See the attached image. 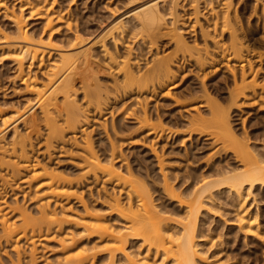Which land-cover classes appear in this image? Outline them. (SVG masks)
I'll use <instances>...</instances> for the list:
<instances>
[{
  "label": "bare ground",
  "instance_id": "1",
  "mask_svg": "<svg viewBox=\"0 0 264 264\" xmlns=\"http://www.w3.org/2000/svg\"><path fill=\"white\" fill-rule=\"evenodd\" d=\"M202 1L212 3L214 0H149L129 9L92 45L75 51L59 47L53 34L54 18L50 12L52 11L50 6L46 3L47 0H38L34 5L30 3L29 6L24 7H29L30 14L38 15L37 18H47L46 28L41 34L30 32L27 28L24 22L26 20H24L26 16L24 8L20 7L19 10L14 9L11 12L10 17L15 26L10 29V32L0 29L2 38H4L0 50L4 51L6 57L9 56L16 61L19 76L23 77L26 62L30 61L32 64L33 61L42 60L43 64L46 56L55 57L47 67L46 78L42 79L37 75L23 77L26 89L31 93L32 98L18 103L15 107H10L11 109L0 104V169L5 172V174H0L2 188L8 185V179L28 171L31 167L35 168L32 178H42L43 185L46 186V191L41 195L46 198L42 199L38 205L36 204V211L30 210L29 207L18 202L16 205L13 203L11 205L7 203L6 199L0 201V212L5 213H0L4 214L1 221L0 243L3 241L14 243V240L15 244L13 245L17 251H20L19 240L27 239L32 244L30 263L28 264H37L36 243L47 238L46 235L52 231H60L59 234H61L65 225L69 223L81 227L83 235L85 234L87 238L97 236L99 239L97 241L103 243L102 249L107 252V256L102 260L104 255H100L102 257L99 258V250L94 251L92 247L88 246L81 247L79 242L81 237L77 238L74 230H65L66 232L64 231L60 237L64 255L57 264H96L99 259L102 260L100 264H116L118 261L120 264H162L161 262L164 261L167 264H222L218 255L216 253L214 255L210 247H204L203 242L207 241L209 234L207 231L210 230V228L209 230L205 228V216H212L217 211L218 204L224 194L227 195L226 199H229L234 208H239L235 219L240 232L244 234L245 238L253 236L262 244L264 243V229L260 226L259 213L258 211L257 213L251 212L246 203L256 190L258 192L264 190V138L263 143L260 144L261 148L253 146L249 141L251 138L248 135L242 136L236 125L233 124V118L231 119L235 110L242 111L247 104L261 105L259 109L264 110V94L258 92L256 80L257 75L259 76L258 73L263 68L257 69L253 65V61L259 60L260 63L264 59V52L261 51L262 49L253 48V45L248 43L250 40H245L251 32L245 29L242 24V18L236 11V6H233V0L224 2L225 10L222 9V14L214 9L218 14L215 13L212 22L208 21L206 26L201 25L202 22L199 20ZM43 2L45 4L40 6ZM182 2H190L194 6L196 18L194 22L192 21L194 24H190L195 26L201 23L199 24L201 25L200 30L205 41L203 45H198V43L189 45V40L187 41V37H184L180 31L184 30L182 25L185 24L183 19L177 15ZM169 19L171 24L168 22ZM70 29L72 30L71 26ZM11 33H15L16 36L12 37ZM226 33L229 34L228 40L222 41L218 38V36L220 38L225 36ZM130 34H135L134 38L139 34L149 47L158 43L159 37L170 35L176 43L177 52L152 55L150 60L147 59L146 66L142 68L139 65V56L133 57L131 48L125 53H119L108 45L109 41H114L115 45L116 41ZM84 37L85 34L77 29L74 32L73 40L75 44H80L85 40ZM209 40L212 42V45L210 44L212 47L209 45ZM96 47L101 48L104 57L108 60V65L110 64L109 66L112 68L115 67L120 73V77L113 79V86L114 91L123 96L133 95L136 92L138 94L147 92L150 95L151 92L155 93V90L163 87L164 84L167 85L177 71L175 67L180 69L182 63H179L181 59L178 61L180 52L182 60H185L189 55L190 60L193 59V63L200 69L206 68L205 65L209 66L207 64H216L220 58L231 63L234 62L232 68L231 65H228L235 81L234 88L229 91V99L227 98L228 107H224L223 102H218L222 99L213 98L205 87L204 94L199 97L200 101L205 103L201 102L200 105L209 106L211 116L206 118L198 111V115L189 120L191 131L188 130L191 135L193 131L211 135L214 143L220 142L219 147L215 144L219 151L224 150L226 153L231 151L234 154L235 163L230 164L232 161L228 160H226L228 163L225 162V164L222 161H213L214 163L211 164L207 162V168L203 166L204 169L198 165L202 170L195 167L196 170L193 168L194 171L192 170L191 174L187 172V175H183L184 179L181 180L184 182L181 184L185 185L180 192H176L168 175L163 174L164 193H168L172 200V203L169 201L168 204L173 205L175 203L173 201H176L175 207H170L174 209L172 210L166 206L167 203L166 205L155 203L151 189L145 180L138 178L137 169L133 168L130 162L124 161L125 164L122 162L119 166L116 164L121 158L117 153L119 145L114 143L113 138L111 141V137H109V152L107 153L108 150L105 147L103 156L97 149L99 146L96 147L91 134L88 133L83 142L78 141L77 143L78 149H81L79 151L84 165L81 170L82 174L79 175L80 178L92 174V177L94 176L97 181L102 175L103 180L107 182L112 181L113 183L115 180L116 186L121 185V189L118 187L119 193L112 189L113 192L109 191L103 195L104 197H101L104 198L107 213H102L100 210L99 212L98 209L89 206L84 202L83 196H78L83 202L82 211L74 210L73 207L65 209L61 202L58 204L54 201L55 197L70 198L72 195H76L79 189L76 191L74 186L79 187L80 179L76 178L77 182H75L76 179L73 180L64 173L58 172L50 165L41 164L40 161L35 162V157L30 156L31 136L33 133L37 135L45 127L47 131L46 144L49 149L55 143L65 140L67 133L82 132L86 129L85 125L89 122L90 115L76 97L78 83H81L85 90L87 109L94 107V110H99L100 114L102 106L111 98V91L104 87L105 84L102 85L99 82L96 75L89 73L91 67L98 64ZM176 62L180 66L175 65ZM236 62L239 63L238 66L235 65ZM77 74L80 76L79 82ZM207 74L209 72L203 74L204 77ZM251 74L253 79L249 81L248 78ZM243 98L249 99V103L245 104V101H241ZM140 104H142L141 101ZM146 106H144L142 115H136L137 110L134 109L139 129L149 128L148 134L160 135L166 130L162 125H158L163 122L160 120L162 123L157 124L153 114L148 113ZM113 122L111 130L118 135L119 130H122V124L116 125ZM123 128H125L124 125ZM188 134L190 135V133ZM153 138L152 140L155 139ZM154 146L152 151L156 149ZM155 152L161 165L159 166L162 169L160 172H162L165 159L163 160L161 155L157 151ZM123 192L126 193V196L123 195ZM176 210L181 211V217L174 223L172 222L173 217L169 213L173 212L174 214ZM116 219L124 220L123 227L114 226ZM132 240H137V250H132L134 246ZM215 245L217 243L213 241L211 246ZM159 258H162L160 262ZM14 264L24 263L19 257Z\"/></svg>",
  "mask_w": 264,
  "mask_h": 264
},
{
  "label": "rangeland",
  "instance_id": "2",
  "mask_svg": "<svg viewBox=\"0 0 264 264\" xmlns=\"http://www.w3.org/2000/svg\"><path fill=\"white\" fill-rule=\"evenodd\" d=\"M37 1L38 0H0V29L5 32H10V29L15 26L14 22L11 20L12 18L10 17L11 12L14 9L19 10L20 7L24 8L29 6L30 3L34 5L37 3ZM47 1L48 2L46 3L52 10L50 12L54 18L53 34L55 39L58 41L59 47L68 51H75L92 45L107 28H109L129 9L149 0ZM225 1L227 0H214L212 3H204V1H202L200 4L201 12L199 14V20L202 22V24H199L206 26L207 22L209 21L210 23V21L214 18L215 13L218 12L222 14V9L225 10ZM232 3L234 7L236 6L237 10L236 8L234 9L239 12L237 13L242 18V24L244 25L245 29H248L249 32H251V34L247 36L245 40H250L248 43L252 44L253 48L259 50L262 49L261 51L264 52V35L262 36V33L264 34V0H233ZM43 4L45 3H41L40 6H43ZM214 9H217V12H215ZM28 10L29 7L24 8V15H26L24 17V20L26 19L24 22L27 25V28L30 30V32L41 34L46 28L47 18H37L38 15H32L30 14V10ZM177 15L179 18L183 19L185 23L183 24L185 25L184 27L182 25L184 30L181 29L180 31L184 34V37H187V41L189 40V45H195L197 43L198 45H203L205 41L200 30L201 25L196 24V27L191 25L196 18L194 16V6L190 2H182L179 6ZM168 22L171 24L170 19ZM69 24H71L70 26L72 30L70 29ZM77 29H80L85 34V40L80 44H75V41L73 40L74 32ZM10 35L12 37L16 36L15 33H11ZM133 35L135 34L125 35L123 39L116 41V46L113 43L114 41H109L108 45L113 47V50L115 49L114 51L117 50L119 53H125L127 50H129V48H131L133 51V57H136V55L139 56V65L142 68L146 66V63L148 62L147 59L150 60L152 55L157 53L164 55L167 53H173L175 51L177 52L176 43L170 35H163L162 37H159L158 43H156L153 47H149L146 42H143L139 34L136 38H134ZM223 37L224 39H222ZM223 37L220 38L218 36V38L222 41H226L229 39V34L226 33L225 36L223 35ZM3 41L4 38H2V34L0 32V46ZM210 42L211 40H209V45H212V42ZM96 48L98 53V64L92 66L89 73L91 75H96L99 79V82L102 85L105 84L106 86L104 87L106 89H110L111 91V98L106 104L102 106L100 114L98 112L99 110H94V107L87 109V97L85 96V90L82 87V84L78 83L76 97L79 100V103L84 108H86L87 113L90 115L89 122L85 125L86 129L82 132L77 131L76 133H67L65 140L60 141V143H55L54 145L50 146L49 149L46 144L47 131L45 127L41 129L40 133L35 131L37 135L33 133L31 136L32 145L29 147L30 156L35 157V162L40 161L41 164H48L54 169L58 170V172L64 173L66 176L73 178V180L76 178L80 179V182L82 183L81 184L79 182V187L74 186L76 191L79 189L76 195H72L70 198L66 196L55 197L54 201H56L58 204L61 202L65 209L73 207L74 210L82 211L83 202L78 196H83L84 202L88 203L89 206L93 207L94 209H98V211L100 210L102 213H107L108 210L104 203V198L101 197H104L103 195L107 194L109 191L113 192L112 189L119 193L121 185L118 184L120 186H116L115 180H113V183L112 181L107 182L103 180L104 178L102 175H99L100 179L95 181L96 178L94 179L92 174L88 175V178H80L82 174L81 170L83 169L84 165L82 163L83 160H81V149H78L79 147L77 146V143L78 141L83 142L84 137L88 133L91 134L96 147L99 146L97 149H99V153L102 155L104 154L103 152L105 147H107V153L109 152V137H111V141L113 138L115 141L114 143H117V146L119 145V149L117 148V153L120 155L119 158L122 159H119L116 164L119 166L120 163L122 164V162L123 164H125V162H130L133 168L135 167V169H137L136 175L138 178L141 180L143 179V181L145 180L147 186H149L151 189L155 203L164 205L167 203L166 206H169L168 208L172 210L174 209L170 207L176 205V201H173L175 202L173 205L168 204L172 200L168 193H164L163 185L165 180L163 174L166 173L168 175V178H170L169 181L170 183L172 182L171 184H173L175 187L176 192H180V190H182L183 186L185 185L181 184L184 182L182 181L184 179L183 175H187V172L191 174L190 172H192L193 168L195 169V167H199V170L203 166L207 168L206 163L210 162L211 164L214 163L213 161H222L223 164H225V162H227L226 160H228L229 162L232 161L230 164L235 163L236 160L234 159V154L231 153V151L227 153L224 150L219 151L217 146L220 144V142L218 144L214 143L213 138L210 137L211 135L205 133H203V135L199 134L201 132L195 131H193L191 135V124L189 123V120L197 116L199 112L204 114L206 118L211 116L209 110L210 107L206 104H203L204 107L203 105H200L202 101H200L199 97L200 95L204 94L205 87H207L213 98L218 97V100L222 99L217 101L223 102V106L228 107V99L230 96L229 91L235 86V81L233 80L232 73H230L231 71H229L230 69H228V65H231L232 68V65L234 66V62L231 63L220 58L219 61L217 60L218 62H216V64H207L209 66L205 65V70L203 68L202 70L199 68V66L193 63V59L190 60L189 55H187L185 60H182V53L180 52L178 61L181 59L179 63H182L181 66L177 64L178 62L175 63V65L180 66V69L179 67H175L177 71L175 70L176 72L174 77L169 81L170 84L168 82L167 85L164 84L163 87H157L158 89L155 90L156 92H151L150 95H148L147 92H144V94L140 93V96V94L136 92L134 93L135 95L127 94L123 96L122 94L118 95L114 91L113 86L115 78L120 77V73L117 72L115 67L112 68L109 66L110 64L108 65V60L104 57L101 48ZM0 55V104H2L3 107L5 106V108L7 107L8 109H11L12 107L17 106L18 103L25 102L28 98L33 97L26 89V82H24L25 80H23V77L25 75L26 77L37 75L39 78H46L45 76L47 75V67L51 63V60L55 57L49 58L46 56L43 60V64L41 62L42 60L33 61L32 64L30 61L26 62L24 75L23 77H20L18 64L16 61H14L11 57L9 58V56L6 57L3 50H0ZM217 59H219V57H217ZM253 62L255 68H263L260 71L261 73H258L259 76L257 75L256 80L258 83V92L264 94V59L260 63L259 60H257V62ZM235 65L238 66L239 63L236 62ZM207 72H209V74L205 75L204 77L203 74H206ZM76 77L77 81L79 82V74H77ZM252 77L253 75L251 74V76L248 78L249 81L253 79ZM91 78L90 80L92 81ZM201 99L203 98L201 97ZM248 100L249 99L243 98L241 101H245V104H247L249 103ZM140 101L142 104H140ZM142 105H147L146 107L149 111L148 113L153 114L157 124L163 122L162 124H158L162 125L164 129H166L164 132H161L163 134L160 133V135H150L148 134L149 128L142 130L139 129L135 111L137 110L136 115H142L145 108L144 106L142 107ZM260 107L261 105L253 106L247 104L243 107L242 111L235 110L236 112L231 115V119H234H232L233 124L236 125L239 133L245 137L248 135V137L251 138L249 140L251 141L250 143L253 146L256 145V147L259 148H261L260 144L263 143L264 138V110L259 109ZM134 109L136 110L134 111ZM235 114H239L240 116H236ZM244 119H246V121H244ZM113 121L116 125L122 124V130H119L120 133H118V135H120L119 137L114 133L113 130H111V124ZM123 125L125 128H123ZM161 127L159 128L161 129ZM188 129H190V131ZM188 133H190V135ZM9 135L11 136V134ZM189 136L191 137L189 138ZM152 138L154 140H152ZM153 146L156 148L153 149L154 151H152ZM155 151L161 155L163 160L165 159L162 172H160L162 169L159 167L161 165L158 162L159 159L158 156H156ZM121 154H123L125 158L121 156ZM198 165H200L201 168ZM204 167L202 169H204ZM34 170L35 168L31 167L28 171L18 176L16 175V177L14 176L10 179L7 177L9 183L5 188H2L0 180V201L6 199L7 203H10L11 205L12 203L16 205V202H18L19 204H24L23 206L29 207L30 210L32 209L33 211H36V207L40 201L46 198L44 195L41 196L42 193L46 191V186L43 185L42 178H32V174L35 172ZM3 173L5 174L4 170L0 169V174ZM75 182H77V179ZM79 192L82 193L80 194ZM124 194L126 196L125 192H123V195ZM38 195L40 196L38 197ZM226 198L227 195L224 194L222 197L223 200L221 199V202H219V204L217 203L219 207H217V211L214 212L212 216H205V228L207 230L210 228V230L209 232L207 231V233H209L208 239H206V242H203V246L206 248L210 247L211 252L218 255L217 257L220 259L222 264H264V243L262 244L260 240L253 236H248L245 238L244 234L240 232L236 226L237 222L235 215L239 208H234L229 199ZM54 201L53 205L55 203ZM246 203L249 205L251 212L257 213L258 211L260 216V226L262 229H264V190L259 192L256 190L255 193L248 198ZM233 209H236V211H233ZM0 213L2 214L4 212L2 211ZM180 213V210H176L174 214L173 212L169 213L171 214V217L174 218H172V222L175 223L178 219H180ZM1 214L0 232L2 226V216L5 213L3 215ZM116 220L114 222V226L121 228V226L124 225V220ZM65 230H74L78 236L77 238L81 237L79 241L81 243V247L88 246L92 247L94 251L99 250L98 256L104 255L103 258H101L102 256L99 258L102 260L106 258L107 252L103 251V243L97 241L99 240L97 236L87 238L85 234L83 235L81 227H76L73 225V223L66 224L65 229H63L61 232L64 233ZM59 232L60 231H52L46 235L48 236L47 238H44L40 240V242L36 243L37 264H57L58 260L63 257L64 250L60 244V237L62 233L59 234ZM213 241H215L217 245L211 246ZM13 242L14 243H6L3 241L0 243V264H14V262H17L19 257H21V261H23L24 264L30 263L32 244L29 243L27 239H20V251H17L13 245L15 244V241L13 240ZM132 244L134 245L132 250H137V240L133 241ZM102 260H97L96 264H100V261ZM160 260H162V258H159V262ZM164 262L161 263L167 264V262ZM116 264H120V262L118 261Z\"/></svg>",
  "mask_w": 264,
  "mask_h": 264
}]
</instances>
